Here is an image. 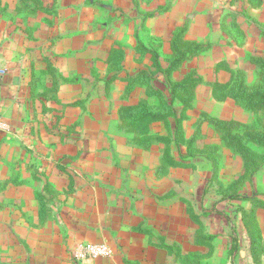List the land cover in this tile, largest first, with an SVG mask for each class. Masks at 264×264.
I'll list each match as a JSON object with an SVG mask.
<instances>
[{"label":"rangeland","instance_id":"1","mask_svg":"<svg viewBox=\"0 0 264 264\" xmlns=\"http://www.w3.org/2000/svg\"><path fill=\"white\" fill-rule=\"evenodd\" d=\"M7 39L0 264H86L73 247L103 233L118 263L133 198L198 264H264V145L245 135L264 136V0H0Z\"/></svg>","mask_w":264,"mask_h":264},{"label":"crops","instance_id":"2","mask_svg":"<svg viewBox=\"0 0 264 264\" xmlns=\"http://www.w3.org/2000/svg\"><path fill=\"white\" fill-rule=\"evenodd\" d=\"M25 40L27 41L26 38H24V41ZM7 43H8V39L5 41L4 43L5 45H3L2 48L0 46V82L3 81V78H6L5 73H6V70H8V69H5L7 68V65H8L7 61L9 58V49H8L9 47ZM39 46L40 45L34 46L32 52L33 53L36 52ZM132 200L134 201V203H139V204H137V206L135 205V208L131 209V211L130 209H127V212H126V209L123 208L124 212H120V215L117 216V217H121V219L123 218V220L118 229V240L116 242L115 248L118 251L124 252V255H122V257L119 258V256H117L118 263H115V260H116L114 259L115 257L110 258V259H103V258L89 259V260H85L79 263H86V264H174V263L175 264H198L196 256H192L190 254L191 248H189V246L187 245H184L182 240L181 242L178 241L179 238L177 240L176 239L173 240L172 238L173 234L168 233V229L166 227L161 226L158 228L157 223H153V225L155 224L154 233L152 232L150 228L147 229L148 228L147 226L140 227L142 221L137 222L135 221V218L142 219V220L144 219V221L146 222L145 225H148L147 221L156 222L157 219H159V216H161V214L158 215L157 212L153 214L151 213L149 215H147V213L144 214L143 212H140L141 211L140 209L141 200L137 198H133ZM40 203L45 204V199H42ZM161 203H164V201ZM152 207H155V204H152ZM155 208H157V206ZM146 212H147V208H146ZM96 215L97 214H95V220L99 224L88 223L86 225L85 222H82L81 225L85 227L84 228L85 231H87L86 226H88L90 229L94 228L93 230H95L98 226H100V224H102L100 217ZM115 217L116 216L112 217L111 219ZM98 228H101V227H98ZM95 233L97 234V236L100 234L98 233V231ZM99 236H98L97 241L103 242L104 241L103 238L106 236V234L104 235L103 233V234H100ZM176 236H179L182 238L183 231H181V233L177 232Z\"/></svg>","mask_w":264,"mask_h":264},{"label":"trees","instance_id":"3","mask_svg":"<svg viewBox=\"0 0 264 264\" xmlns=\"http://www.w3.org/2000/svg\"><path fill=\"white\" fill-rule=\"evenodd\" d=\"M119 51H112L111 53H109V61L110 62H116V61H120V60H122V57H121V55H120V53H118ZM154 55H156V54H154ZM264 59V55H263V57H259L258 58V60H259V62L261 61V59ZM155 59H157V57L155 56ZM170 67H168L166 70H165V73L169 76V80L171 79V77H170V73H169V71H170ZM260 72H262V75H263V78H264V63H263V67H261L260 68ZM190 82L189 81H184L183 83H176L173 87H172V89H171V91L169 92L170 93V95H171V101H170V104H169V106H171V108H172V111H173V113L177 110L175 107H172V105H171V103H172V101L174 100V99H178V97H181V98H183L180 94H178L177 92H176V88L177 87H184V85L186 84H189ZM224 81H219L218 82V86H219V88H221V87H224ZM217 86V87H218ZM217 91H218V88H215L214 89V92L215 93H217ZM177 94H178V96H177ZM252 97L253 98H256V97H258L259 99H260V102L259 103H257V106L259 107V108H261V109H263L264 110V80H263V82H262V84H261V88L260 89H255L254 91H253V94H252ZM184 100V99H183ZM182 108H184V104L182 105ZM135 110V112H137L138 110H139V107L137 106V105H131V106H122L121 108H120V113H122L121 114V116H122V118L123 119H127V118H130V117H125L124 115H130L131 113H133V111ZM146 116H148V117H152V118H158V117H161V116H163L164 117V115H155V114H153V113H146L145 114ZM144 117V116H143ZM140 120H142V118H140V117H138V118H135L134 119V123H135V127H134V130L136 131V129L137 130H144V131H146V130H148L147 129V125H148V123H141L140 122ZM245 135L247 136V137H250V138H252V139H255L256 141H258V143H260L261 145H264V136H260L259 138H256V136H254V135H252V134H250V133H247V132H245ZM234 137H236L235 135H232V136H229L228 138H229V140L230 141H233L235 138ZM241 141V138H237V140H236V143L237 142H240ZM167 157V162L168 163H174V164H176V162H174V161H172L171 160V157H169L168 155L166 156Z\"/></svg>","mask_w":264,"mask_h":264},{"label":"built area","instance_id":"4","mask_svg":"<svg viewBox=\"0 0 264 264\" xmlns=\"http://www.w3.org/2000/svg\"><path fill=\"white\" fill-rule=\"evenodd\" d=\"M111 255V248L104 242H79L72 249V259L77 263Z\"/></svg>","mask_w":264,"mask_h":264}]
</instances>
